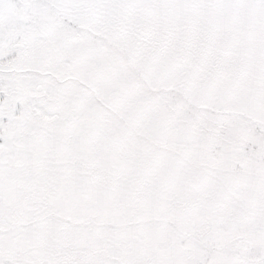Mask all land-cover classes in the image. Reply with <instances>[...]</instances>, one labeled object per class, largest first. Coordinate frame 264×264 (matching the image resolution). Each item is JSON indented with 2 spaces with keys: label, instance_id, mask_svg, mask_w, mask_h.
Instances as JSON below:
<instances>
[{
  "label": "rangeland",
  "instance_id": "obj_1",
  "mask_svg": "<svg viewBox=\"0 0 264 264\" xmlns=\"http://www.w3.org/2000/svg\"><path fill=\"white\" fill-rule=\"evenodd\" d=\"M18 1L8 262L264 264V0Z\"/></svg>",
  "mask_w": 264,
  "mask_h": 264
},
{
  "label": "flooded vegetation",
  "instance_id": "obj_2",
  "mask_svg": "<svg viewBox=\"0 0 264 264\" xmlns=\"http://www.w3.org/2000/svg\"><path fill=\"white\" fill-rule=\"evenodd\" d=\"M17 2H19L17 0ZM3 129L0 127V264H13L12 262H8L7 257L8 254L6 253V247H8V226L12 222V219L10 218V209L9 205L6 201L5 197V190L3 187L5 176V170L3 169V162L7 163L6 160H4V155L6 153L5 147L2 145L3 139ZM17 224H19L18 221H16ZM20 224H24V221L20 220ZM19 224V225H20ZM25 264V263H22ZM34 264V263H33Z\"/></svg>",
  "mask_w": 264,
  "mask_h": 264
}]
</instances>
